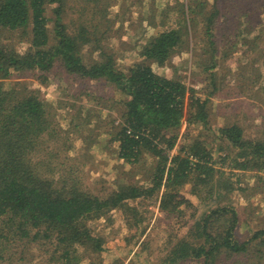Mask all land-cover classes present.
Segmentation results:
<instances>
[{"label": "rangeland", "instance_id": "1", "mask_svg": "<svg viewBox=\"0 0 264 264\" xmlns=\"http://www.w3.org/2000/svg\"><path fill=\"white\" fill-rule=\"evenodd\" d=\"M47 1L46 13L51 18L48 24L50 44L55 45L59 39L56 32L59 3ZM219 1L221 15L216 20L214 33L221 52L215 67L209 68L212 61L206 59L211 53L207 52L210 49L206 42V20L201 15L190 22L184 35L185 45L167 63L153 64L157 73L180 79L195 89L197 95L209 99L208 124H188L184 118L177 143L167 152V166L184 146L199 139L212 153L217 169L214 181L196 187L190 180L183 185L180 194L187 201L176 214L161 209L162 188L159 194L137 201L139 211H143L139 215L140 224L131 226L132 214L129 224L128 216L121 209L90 220L92 234L103 238L106 249L89 254L80 248L78 255L82 256L83 264L90 261L202 264L192 258L172 262L168 257L173 244L189 235L194 222L214 208L227 207L236 211L235 238L238 241H249L255 233L264 230V170L235 166L239 159L238 149L221 131V128L238 123L249 139H264V0ZM203 2L212 5L215 0H66L61 23L70 34L79 32L81 27L86 31L88 42L81 49L86 63H93L101 54L108 53L106 56H114L116 67L127 70L142 60V47L151 37L167 28L184 26L182 3L197 11ZM247 7L250 9L248 18L242 13ZM239 18L241 22L237 23ZM249 25L252 28L244 31ZM30 30L31 26L26 33L0 28V41L24 52L29 47ZM258 33H262L263 41L256 50H251L242 37ZM222 51L229 54L226 60ZM14 71L13 75L0 78L3 87L25 85L50 107L53 131L41 138L34 158L55 184L77 185L102 197L118 183L150 184V175L161 161L158 156L146 153L138 164H127L118 157L119 143L114 137L119 124L124 122L120 109L125 95L113 84L68 74L61 68L60 61L54 64L51 72ZM185 153L184 148L182 154ZM232 219V210L228 209L215 214L212 221L220 231L226 229ZM263 239L264 235L256 238L245 252L220 250L216 253L217 264H237V261L264 264ZM2 240L0 264H62V251L56 250V244L49 239L41 243L26 242L9 233V237Z\"/></svg>", "mask_w": 264, "mask_h": 264}, {"label": "trees", "instance_id": "2", "mask_svg": "<svg viewBox=\"0 0 264 264\" xmlns=\"http://www.w3.org/2000/svg\"><path fill=\"white\" fill-rule=\"evenodd\" d=\"M56 1L59 3L56 8L59 39L57 44L51 45L47 0H0V28L26 33L31 26L29 47L24 52L0 41V78L13 75L14 70L51 72L54 64L60 61L61 68L68 74L110 82L125 95L120 109L124 122L119 124L114 137L119 143L118 157L127 164L140 163L146 153L161 159L150 175L149 185L118 183L104 197L77 185L55 184L34 158L41 138L53 131L54 120L49 105L25 85L5 89L0 82V242L7 239L9 233L26 242L41 243L49 239L56 244V250L62 251V264H83L82 256L78 255L80 248L89 254L106 249L103 238L92 234L90 220L121 209L128 216L129 224L132 214L134 222L131 226L140 224L139 215L143 211H139L137 201L159 194L162 188L161 209L176 214L182 211L181 206L187 201L180 194L183 185L190 180L196 187L214 181L217 169L212 153L199 139L184 146L186 153L182 154L184 148L181 149L167 166V152L176 145L184 118L188 124H208L209 99L197 95L195 89L180 79L157 73L153 64L167 63L185 45L184 35L190 22L201 15L206 20V42L210 49L207 52L211 53L206 59L212 61L209 68L215 67L221 51L214 30L222 3L219 0L212 5L203 2L197 11L182 3L180 11L184 26L167 28L151 37L142 47V60L123 70L116 67L112 54L106 56L108 53L101 54V58L93 63L84 61L81 49L88 42L86 31L81 27L74 34L67 32L61 23L66 0ZM248 12L250 9L244 8L243 16L248 18ZM245 28L247 31L252 26ZM252 37H242L243 43L256 50L263 36L258 33ZM222 52L226 60L229 54ZM221 131L224 138L238 149L239 161L235 166L245 170L255 167L264 170V139H249L238 123L221 128ZM222 209H210L204 217L196 220L188 231L189 235L173 244L168 261L192 258L202 264H217L216 253L220 250L245 252L252 241L264 235L263 230L255 233L249 241H238L235 238L236 211L227 207ZM228 209L232 210V221L226 229L216 230L213 216ZM262 241L264 244V239ZM89 264L107 263L90 261ZM237 264L242 263L237 261Z\"/></svg>", "mask_w": 264, "mask_h": 264}]
</instances>
